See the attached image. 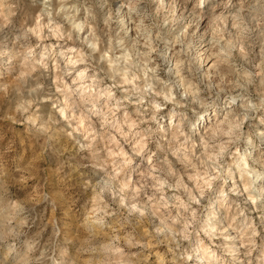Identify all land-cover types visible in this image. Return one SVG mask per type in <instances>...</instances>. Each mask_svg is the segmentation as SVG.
<instances>
[{"label": "clouds", "instance_id": "clouds-1", "mask_svg": "<svg viewBox=\"0 0 264 264\" xmlns=\"http://www.w3.org/2000/svg\"><path fill=\"white\" fill-rule=\"evenodd\" d=\"M0 264H264V0H0Z\"/></svg>", "mask_w": 264, "mask_h": 264}]
</instances>
